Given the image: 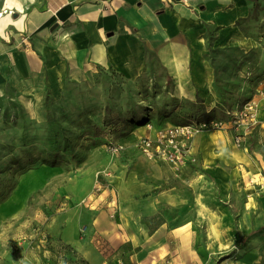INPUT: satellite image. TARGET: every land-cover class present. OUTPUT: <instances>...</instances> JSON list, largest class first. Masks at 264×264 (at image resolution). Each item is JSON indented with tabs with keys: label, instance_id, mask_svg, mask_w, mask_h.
Returning <instances> with one entry per match:
<instances>
[{
	"label": "crops",
	"instance_id": "obj_1",
	"mask_svg": "<svg viewBox=\"0 0 264 264\" xmlns=\"http://www.w3.org/2000/svg\"><path fill=\"white\" fill-rule=\"evenodd\" d=\"M251 13L249 0H0V94L9 87L32 94L37 116L48 95L60 100L71 81L97 69L131 81L150 74L147 50L172 81V96L214 108L222 102L213 54L253 57L243 68L242 59L231 62L224 78L232 73L243 83L233 95H243V105L255 103V121L225 122L190 140L183 167L195 160L198 176L216 188L215 199L199 190L194 219L170 227L166 220L152 230L137 200L148 190L142 176L149 173L135 168L115 174L119 184L99 194L67 182L63 190L73 198L43 222L63 252L25 254L18 264H264V76H247L251 64H264V36ZM150 124L135 134L154 137ZM135 145L138 157L127 145L121 152L134 167L174 168L147 159Z\"/></svg>",
	"mask_w": 264,
	"mask_h": 264
},
{
	"label": "rangeland",
	"instance_id": "obj_2",
	"mask_svg": "<svg viewBox=\"0 0 264 264\" xmlns=\"http://www.w3.org/2000/svg\"><path fill=\"white\" fill-rule=\"evenodd\" d=\"M249 2L251 16L262 25L264 36V0ZM247 55L244 58L243 53L233 52L220 58L213 54L221 102L228 106L242 104L245 97L233 95L243 83L232 73L229 79L224 78L228 73L225 68L241 59L243 68L244 61L253 58ZM150 60V74L134 81L105 69H97L89 79L71 81L60 100L47 97L46 111L42 108L38 116L32 110V94L13 87L0 94V264L22 263L25 254L50 249L63 252L60 244L50 241L43 222L57 209H65L73 198L63 190L67 182L76 181L84 194L86 189L99 194L119 184L115 174H129L134 168L141 175L149 173L142 176L148 190L137 200H141V215L152 230L166 220L170 227L194 219L199 190L215 199L213 181L198 176L195 160L179 168L160 164L155 171L151 165L134 167L125 159L138 157L135 144L145 131L135 132L145 125H134V120L142 116L161 124H179L206 119L212 109L219 110L213 114H221L219 105L210 108L204 100L172 96V81L153 56ZM249 69L251 79L264 76V64H251ZM101 129H106L101 140L90 139ZM116 144L127 145L131 156L115 153L112 148ZM177 189L179 195L174 193Z\"/></svg>",
	"mask_w": 264,
	"mask_h": 264
},
{
	"label": "built area",
	"instance_id": "obj_3",
	"mask_svg": "<svg viewBox=\"0 0 264 264\" xmlns=\"http://www.w3.org/2000/svg\"><path fill=\"white\" fill-rule=\"evenodd\" d=\"M236 115L238 116L236 121H229L227 123L254 122L256 118L255 103H246L241 109L236 111ZM224 125L225 121L215 119L209 122L163 127L157 129L154 137L143 136L138 142V146L141 153L147 159L165 161L174 168H179L189 160V143L195 134L210 128H223ZM146 126L148 129H152L153 127L150 123ZM236 144L238 146L243 145L240 137L236 138ZM112 149L115 153H121L124 146L116 144Z\"/></svg>",
	"mask_w": 264,
	"mask_h": 264
},
{
	"label": "trees",
	"instance_id": "obj_4",
	"mask_svg": "<svg viewBox=\"0 0 264 264\" xmlns=\"http://www.w3.org/2000/svg\"><path fill=\"white\" fill-rule=\"evenodd\" d=\"M151 56H153V53L151 51L147 50V58L149 60H150ZM47 97H48V99L52 100V98L49 95ZM198 101H200V99ZM236 103H234V104H236ZM243 104L244 103H242L241 105H238L236 107V109H235L234 105L233 106H230V105L228 106L225 103H222V105H219L220 112H221V114H219V115L213 114L216 111L219 113L218 109H212V111L207 112L208 113V117L206 119H202V120H199V121H193V122L179 123V124H174V125H185V124H191V123L209 122V121L215 120V119H219L220 121H223V122L224 121L225 122L236 121L238 119V116L236 115V111L238 109H241V107L244 106ZM152 121H153L154 126L157 129H161L163 123L161 124V123L155 122L148 115L147 116L146 115L142 116V117L138 118V120H136V121L134 120V125H145L146 126L147 124L152 123ZM105 132H106V129H101L99 131V133H95L93 135V137H91L90 139H94V141L97 142V141L101 140V138H100L101 134H105L106 135Z\"/></svg>",
	"mask_w": 264,
	"mask_h": 264
},
{
	"label": "bare ground",
	"instance_id": "obj_5",
	"mask_svg": "<svg viewBox=\"0 0 264 264\" xmlns=\"http://www.w3.org/2000/svg\"><path fill=\"white\" fill-rule=\"evenodd\" d=\"M2 15V14H1Z\"/></svg>",
	"mask_w": 264,
	"mask_h": 264
}]
</instances>
